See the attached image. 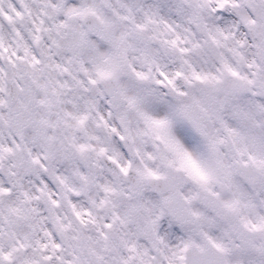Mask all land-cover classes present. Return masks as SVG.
Masks as SVG:
<instances>
[{"label": "snow or ice", "instance_id": "snow-or-ice-1", "mask_svg": "<svg viewBox=\"0 0 264 264\" xmlns=\"http://www.w3.org/2000/svg\"><path fill=\"white\" fill-rule=\"evenodd\" d=\"M0 264H264V0H0Z\"/></svg>", "mask_w": 264, "mask_h": 264}]
</instances>
